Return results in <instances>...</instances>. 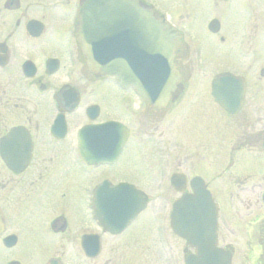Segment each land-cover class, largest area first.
Masks as SVG:
<instances>
[{"label": "flooded vegetation", "instance_id": "1", "mask_svg": "<svg viewBox=\"0 0 264 264\" xmlns=\"http://www.w3.org/2000/svg\"><path fill=\"white\" fill-rule=\"evenodd\" d=\"M135 1L181 33L164 103L88 70L81 0H0V264H185L172 206L194 176L215 208L205 260L264 264V0ZM199 32L204 90L184 41ZM182 115L205 119L196 161L163 141Z\"/></svg>", "mask_w": 264, "mask_h": 264}, {"label": "water", "instance_id": "2", "mask_svg": "<svg viewBox=\"0 0 264 264\" xmlns=\"http://www.w3.org/2000/svg\"><path fill=\"white\" fill-rule=\"evenodd\" d=\"M127 24L137 27V35L142 40L140 49L145 51L124 52L122 45L109 43L111 34L116 35ZM77 35L86 65L98 76L114 75L120 82L134 84L141 93L143 86L155 81L158 83L153 85L163 89L180 80L172 61L181 44L177 30L163 20L154 21L148 11L137 10L130 0H85ZM168 97V94L164 96L161 103ZM190 184L193 193L179 199L174 206L178 224L174 225L175 231L195 251L187 257L186 264H217L213 259L205 260L206 250H213V244L205 241V230L215 227L212 204L199 177H193ZM179 215H184V219Z\"/></svg>", "mask_w": 264, "mask_h": 264}, {"label": "rangeland", "instance_id": "3", "mask_svg": "<svg viewBox=\"0 0 264 264\" xmlns=\"http://www.w3.org/2000/svg\"><path fill=\"white\" fill-rule=\"evenodd\" d=\"M198 25V24H195ZM197 36L191 37L187 36L185 38V46L189 48V73L188 78L193 83L194 81H203L201 89L204 90L205 84V32L196 33ZM195 83V82H194ZM190 87L187 93L190 92ZM186 93V94H187ZM183 115L177 117L174 122L161 124V131L164 133L163 141L166 143H172L175 140V143L179 144L180 141H186L188 139L189 145L185 151H182L185 155L191 157L192 161H196L204 153L203 149L199 146L203 141H205V119L201 116H196L192 120L188 121ZM185 122H187L185 124ZM185 128V130H184ZM185 133V134H184ZM179 139V140H178ZM197 144V148H195ZM172 147V146H171ZM181 152L177 153L180 158L184 157ZM182 168L187 171H190L191 168L187 163L182 162ZM196 165V163H194ZM201 171L205 173V163L202 166H199Z\"/></svg>", "mask_w": 264, "mask_h": 264}]
</instances>
